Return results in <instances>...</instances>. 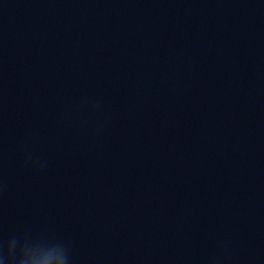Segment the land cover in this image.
Segmentation results:
<instances>
[{"label":"clouds","instance_id":"obj_1","mask_svg":"<svg viewBox=\"0 0 264 264\" xmlns=\"http://www.w3.org/2000/svg\"><path fill=\"white\" fill-rule=\"evenodd\" d=\"M12 242H15V247H11L9 244L6 252L3 249H0V264H27L25 259V250L27 245L22 247L17 255V242L15 240ZM42 247L54 251L55 264H69L68 248L63 243H54L51 246ZM33 264H40V262L34 260ZM44 264H52V257L49 256Z\"/></svg>","mask_w":264,"mask_h":264}]
</instances>
